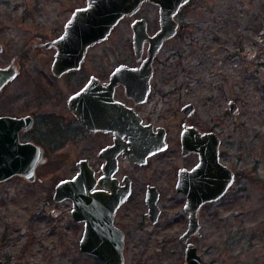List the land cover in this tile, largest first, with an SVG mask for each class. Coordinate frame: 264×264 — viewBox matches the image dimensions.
I'll list each match as a JSON object with an SVG mask.
<instances>
[{"label":"flooded vegetation","instance_id":"af4514ba","mask_svg":"<svg viewBox=\"0 0 264 264\" xmlns=\"http://www.w3.org/2000/svg\"><path fill=\"white\" fill-rule=\"evenodd\" d=\"M191 1L176 15V35L153 58L149 41L136 49L133 27L145 20L150 36L160 29V8L150 2L124 16L104 40L86 51L75 38L79 33L68 26L87 0L74 7L65 22L34 23L23 35L26 42L11 50L0 31V155L16 158L19 168L21 158L26 164L38 160L33 170L23 168L26 174L33 173L35 181H42V164L53 169L52 160L76 159L75 167L48 190L44 206H38L30 218L46 219L58 231L55 220L69 217L78 227L83 253L91 255L81 247L88 222L93 223L97 237H122L125 258L127 251L141 247V241L153 234L149 226L169 228L183 223L178 233L186 251L182 236L190 223L189 199L202 202L198 211L201 231L202 218L213 215V206L233 191L237 198L244 192L248 175L241 158L228 151L223 120L212 119V94L197 93L194 72L172 70L173 55L163 54L183 28L179 15ZM146 4L158 7V15L143 14ZM127 19H131V34L121 33L113 50L116 54L101 53L99 47ZM213 83L212 89H217L224 82ZM231 101L240 112L237 99L231 98L227 114L237 115L231 111ZM232 173L226 192L217 200L204 201ZM76 176L82 220L74 217L72 198L55 197L58 184ZM13 179L37 183L22 174L5 182ZM196 237L201 233L192 235L188 243Z\"/></svg>","mask_w":264,"mask_h":264},{"label":"rangeland","instance_id":"374dc122","mask_svg":"<svg viewBox=\"0 0 264 264\" xmlns=\"http://www.w3.org/2000/svg\"><path fill=\"white\" fill-rule=\"evenodd\" d=\"M85 2L0 0L2 39L9 50L22 46L28 27L65 22L74 7ZM141 12L154 17L158 7L146 4ZM179 19L183 28L163 54L173 55L172 70L194 72L197 93L212 94V119L223 120L228 151L241 158L248 175L241 197L233 191L213 206V215L202 218L201 237L193 240L204 264H264V0H192ZM119 26L99 47L101 53L116 54L121 33L131 34V19ZM213 81L224 83L212 89ZM231 98L238 101L237 115L227 114ZM52 161L53 169L41 165L42 181L13 179L0 185V259L6 264H104L80 250L78 227L69 217L55 220L58 231L46 219L30 218L44 206L48 190L75 167L76 159ZM182 225L149 226L153 234L141 247L127 251L126 264H185L178 233Z\"/></svg>","mask_w":264,"mask_h":264},{"label":"water","instance_id":"95a60500","mask_svg":"<svg viewBox=\"0 0 264 264\" xmlns=\"http://www.w3.org/2000/svg\"><path fill=\"white\" fill-rule=\"evenodd\" d=\"M190 0H87V5L78 8L72 19L69 21L68 29L79 33L75 38L83 43L84 50L91 44L104 40L111 32L112 28L124 17L138 12L145 2L158 5L160 8V29L156 34L150 36L147 32L145 20H138L134 23V39L136 49L143 45L145 41L150 42L149 54L153 58L162 48L165 41L174 37L177 33L179 22L176 15L182 6ZM142 24V25H141ZM72 26V27H70ZM77 42V40H76ZM2 82L0 81V87ZM231 111L238 113L236 103L230 102ZM16 158L0 155V182L6 181L16 174L26 175L31 181L35 180L31 174H26L23 168L31 167L32 170L37 165L38 160L30 159L32 163L26 164L21 158L19 168ZM34 172V171H33ZM232 172V171H231ZM233 180V173L227 183L222 184L218 190L213 189L212 196H208L204 201L217 200L229 188ZM79 176L72 180H65L58 184L55 193L56 200L72 198L75 202L73 214L77 220H82L78 206L79 200ZM202 202L195 204L193 199H189L186 210L190 214L188 230L182 236V240L187 242L185 258L187 264H204L203 257L199 253L198 245L188 240L194 234H200V219L198 211ZM83 239L81 240L82 250L94 255L104 264H126L122 237L121 238H102L94 235L93 223L88 222ZM90 228V229H89ZM92 229V230H91ZM0 264H5L0 259Z\"/></svg>","mask_w":264,"mask_h":264}]
</instances>
